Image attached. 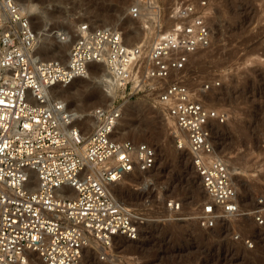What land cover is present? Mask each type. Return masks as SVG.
<instances>
[{
	"label": "built area",
	"instance_id": "1",
	"mask_svg": "<svg viewBox=\"0 0 264 264\" xmlns=\"http://www.w3.org/2000/svg\"><path fill=\"white\" fill-rule=\"evenodd\" d=\"M141 1L157 16L154 40L129 44L122 29L86 22L64 61L37 59L31 15L20 0H0V264H87V248L97 250L91 239L109 249L115 238H140L153 219L122 199L117 186L152 172L158 153L150 142L115 135L125 104L139 96L160 107L181 135L175 147L187 151L208 195L198 224L212 229L248 214L215 142V126L229 113L206 101L213 84L197 90L190 79L194 57L214 41L211 5L177 2L164 25L157 0ZM141 13L139 3L129 11L134 19ZM92 63H104L117 88L110 105L90 111L94 124L85 134L86 125L50 90L89 77ZM165 204L169 214L163 220L184 219L178 198ZM251 214L264 225L262 208ZM242 240L255 245L252 238Z\"/></svg>",
	"mask_w": 264,
	"mask_h": 264
},
{
	"label": "rangeland",
	"instance_id": "2",
	"mask_svg": "<svg viewBox=\"0 0 264 264\" xmlns=\"http://www.w3.org/2000/svg\"><path fill=\"white\" fill-rule=\"evenodd\" d=\"M32 1L39 5V10L45 9L49 3L57 4L63 17L60 20L49 19L45 12L37 13L36 16L40 17L33 20L35 28L39 24L45 28L44 24L50 21V26H62L72 32L81 18L89 24L97 23V19L101 18L124 32L130 27L142 30L144 26L142 18L134 19L129 14V8L137 0ZM180 1L157 0L164 25L170 23L169 10ZM208 2L213 9L215 37L210 48L201 50L194 57L193 78L190 76V79L197 90L207 82L213 84L207 92L206 101L210 106L226 109L229 113L225 123L215 126V142L230 167H235L240 173L235 181L242 208L248 214L239 219L221 220L212 229L198 224L196 216L208 196L200 187L202 183L191 158L187 151L175 147L179 134L174 123L160 107L139 96L134 100L143 103L139 105L144 112L140 117H150L151 126H146L145 136L131 135L126 138L153 144L157 149L158 164L156 170L141 179L134 182L128 180L129 185L119 184L117 193L126 202L141 207L154 221L142 229L138 240L132 241L134 248L131 250L126 251L122 246L125 241L118 238L113 243L111 258L105 253L102 256V251L97 248L98 252L91 250L93 258L95 256L100 264H264V225H258L251 214L257 208L264 210V0ZM101 19L98 23H102ZM146 32L144 36L151 42L157 29ZM43 37L41 41L52 43L53 47L58 45L53 39ZM63 54L64 48L63 52L53 53L55 58L61 59H64ZM217 82L220 85H215ZM103 99L100 95L94 97L89 111L95 106L106 105ZM137 121L140 122L139 119ZM168 172L174 174L173 181L162 177ZM133 187L141 189L135 191ZM120 188L134 192L133 197L121 194ZM147 196L152 201L150 205L143 202ZM168 198H178L182 202L181 216L185 220H163L169 214L165 204ZM236 234L241 239H236ZM247 237L254 240L253 248L242 240ZM88 260L87 264H90Z\"/></svg>",
	"mask_w": 264,
	"mask_h": 264
},
{
	"label": "bare ground",
	"instance_id": "3",
	"mask_svg": "<svg viewBox=\"0 0 264 264\" xmlns=\"http://www.w3.org/2000/svg\"><path fill=\"white\" fill-rule=\"evenodd\" d=\"M137 3L141 4L142 13H141V16L139 18H142V20H144V21H142V22H144V26H143V28L141 27L142 30H138V31H137V29H134L131 27L128 29V27H127L128 30H126L125 36H126V40L129 44H136V43H139L141 41L147 42L146 39H148V38H147V36L146 37L144 36L145 34H147L146 31L155 29V25H154L155 19L154 18H156L157 16L153 15V13H154L153 9H152L153 7L151 5H147L145 2H143L141 0H137ZM20 4H21L22 9L31 15L32 20H34L36 17H40V16H36L37 13L39 14V13H44V12L47 15V17L45 15L44 16L46 18H49V19L55 18L56 20H60V17L63 18L61 16V14H59V13H61L60 12V6H58L57 4H55L53 2L49 3V5L45 9L43 7V10L41 8H40L41 10H39V5L35 2H33L32 0H20ZM101 14L104 16L103 13H101ZM100 19H97V23H91L92 26H94V27L103 26V27L118 28L115 24L103 22L102 19H101L102 23H100V21L98 23V20H100ZM81 20H83V19L81 18L80 22H77V24L74 25L75 27L73 28L72 32L63 29L62 26H59V27L58 26H50L49 25L50 21L48 23L44 24L45 28L43 27L42 24L37 25L38 28H36V29L38 32V41H37V45H36V49H35L36 58L37 59H46V60L55 58L56 55H53V53L63 52V48H64V54H63L62 58H64L63 60L66 61L68 58L70 46L73 44L75 37H76V34H77L79 28L81 27V24L86 23V20H84V21H81ZM130 20L131 19H129V21ZM42 21H45V20H42ZM104 21H105V19H104ZM95 22H96V20H95ZM128 26H130V25H128ZM47 30H51V31L46 32ZM144 31H145V33H143ZM59 34H64L65 38L61 39V36ZM42 35H44L43 38H45V39H53L54 41H56L58 43V45L53 47L52 43L49 44L47 41L46 42L41 41L40 38H42ZM143 36H144V39H143ZM65 51H66V53H65ZM74 85H77V87L75 88ZM73 87L75 89H73ZM116 88H117L116 80L113 77V75L107 70L106 65L104 63H92L89 77H87V78H76L69 85H63L61 83H57L54 87L51 88L50 94H51V98L53 100H59V101L67 104L68 109L70 111H72L74 117L77 120V123L80 125H86L85 134H87L88 132L91 131L92 126L94 124V119L91 116V112L89 111V108L91 107L90 105L93 103V101H92L93 98L96 97L97 95H100L101 97H103L105 99L106 106L110 105L113 101L114 96H115ZM142 104L143 103L141 101H138V100H132V101H129L125 104V106L123 108L122 118L119 120L118 126L115 130L116 137L126 138V137H129L131 135H133L134 137H137L138 135H140V136L146 135V133H147L146 126H147V128L149 126H151L152 120L149 119L150 117H147V116L146 117L143 116L144 118L140 117L144 113L142 111V108L141 107H140L141 109L139 108V105H142ZM140 118H142V119H140ZM136 119H139L140 122H138V121H137L138 123L135 122ZM168 119L170 122H173L172 119H170L169 117H168ZM125 123H127V125ZM136 140H138V139H136ZM157 164H158V161H157ZM229 168H230V171L233 174V177L235 180L237 178L238 174H240V173L237 171V169L235 167H230V165H229ZM154 170H156V168ZM157 173H159V172H157ZM155 174H153V175H155ZM196 175H198V174H196ZM164 176L166 177L165 180L169 179V180L173 181L174 174L172 175L171 172H168V173L162 175V177H164ZM198 178H200V177H198ZM200 181H201V179H200ZM200 187L203 190L204 194L207 195L202 184L200 185ZM128 189H127V191H128ZM238 189H239V187H238ZM119 192H121V194L123 193L124 195L128 194L129 196H132V197L134 195V192H126L123 188H120ZM239 196H240V193H239ZM143 202H145L146 204H149V205L152 203L149 196H147ZM241 206H242V204H241ZM237 219H239V218H237ZM182 220H185V219H182ZM227 220H229V219H227ZM147 224H149V223H147ZM146 225H144V227ZM119 239L125 241V243H122V246L124 245L123 248L126 251L134 248L131 243H132V241H136V240H129L126 237H118V240ZM89 245L96 247L98 250L102 251L103 253L108 254V256L110 255L109 256L110 258L113 257V254H112L113 245L109 249L104 247V246L101 247L100 244L95 239H91L89 242ZM125 245H126V247H125ZM91 250H93V249L90 247L87 248V251H88L87 256H86L87 260L89 258L88 261H91L90 264H100V262H97L94 259L95 256L93 258L92 254H91ZM98 250H96V251L98 252ZM114 258H112V260ZM38 264H43V263L39 262Z\"/></svg>",
	"mask_w": 264,
	"mask_h": 264
}]
</instances>
